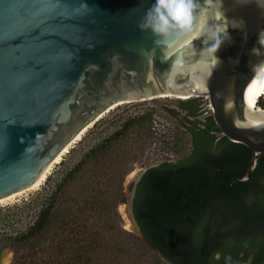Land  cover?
<instances>
[{"label":"water","instance_id":"water-1","mask_svg":"<svg viewBox=\"0 0 264 264\" xmlns=\"http://www.w3.org/2000/svg\"><path fill=\"white\" fill-rule=\"evenodd\" d=\"M153 3L0 0V198L38 179L111 106L163 94L207 96L222 134L252 150L233 182L251 179L264 152V108L250 107L264 82V73L254 78L264 7L207 0L190 34L167 48L139 27ZM130 212L142 238L131 198Z\"/></svg>","mask_w":264,"mask_h":264},{"label":"trees","instance_id":"trees-1","mask_svg":"<svg viewBox=\"0 0 264 264\" xmlns=\"http://www.w3.org/2000/svg\"><path fill=\"white\" fill-rule=\"evenodd\" d=\"M184 102L194 110H199L201 105L198 97ZM259 105L264 108V101L260 99ZM153 116L150 110L117 120H97L78 142L79 147L69 150V155L60 161V172L47 177L44 188L21 204L0 208V248L12 250L10 264H124L117 251L127 254V264H142L145 256L150 258L148 264H161V259L168 257L164 250H168L169 245L157 242L166 235L162 225L154 223L155 236H151L154 248H149L135 235L123 230L114 218L116 207L125 198L123 183L129 164L153 136ZM178 125L180 132L172 136L171 143L162 140L165 148L182 157L194 153L193 147L199 148L198 142H206V148L201 149L202 153L196 155L189 167L171 169L177 175L172 185L169 174L157 175L160 192L154 190L152 197L155 205L160 200L156 209L166 199L182 205L186 193L187 200L190 197L199 200L201 197L195 189V182L199 181L205 202L238 201L236 188H241V194L247 196L251 206L243 207L244 213L240 215L247 216L250 221L264 222V152L251 179L236 183L232 176H244L252 150L223 135L212 111L203 119H189ZM218 137H222L219 142ZM187 142L190 149L185 152ZM202 157L210 166L205 173L201 172ZM215 166L225 168L230 174L217 171L214 178L211 168ZM69 187L74 190H70L68 199L61 201L63 192ZM175 213L181 216L179 209ZM19 222L22 224L18 225ZM114 231L120 233L118 236L123 243L116 239ZM107 257L110 260L106 263Z\"/></svg>","mask_w":264,"mask_h":264},{"label":"flooded vegetation","instance_id":"flooded-vegetation-1","mask_svg":"<svg viewBox=\"0 0 264 264\" xmlns=\"http://www.w3.org/2000/svg\"><path fill=\"white\" fill-rule=\"evenodd\" d=\"M221 140L222 137H218L217 142ZM224 144L225 141H222V145ZM198 145L199 148L193 147L194 153L191 152L187 157H161L157 159L160 160L157 163L141 167L142 175L135 182L131 196V210L141 232L140 240L145 246L154 248L151 236H155L154 223H159L164 227L166 235L157 242L162 241L169 245V249L164 252L169 254L166 259L171 264H264V222L250 221L247 216L240 215L244 213V210H241L243 207L248 209L251 206L247 196L241 194V188H236L240 198L238 201L205 202L197 181L195 189L201 197L199 200L192 197L187 200L186 193L182 205L166 199L161 202L163 205L160 204L156 209L160 200L155 205L152 197L154 190L160 192V179L157 175L169 174L172 185L177 175L172 173L171 169L193 164L196 155L206 148V142H198ZM202 158L201 172L205 173L210 166L208 160ZM211 171L214 178L217 171L230 174L220 166L211 168ZM177 209L181 216H176Z\"/></svg>","mask_w":264,"mask_h":264},{"label":"rangeland","instance_id":"rangeland-1","mask_svg":"<svg viewBox=\"0 0 264 264\" xmlns=\"http://www.w3.org/2000/svg\"><path fill=\"white\" fill-rule=\"evenodd\" d=\"M197 98V97H192ZM200 99V108L199 110H194L193 107H189L188 99H180L176 96H168V97H157L153 99H144L140 101H134L130 103H122L119 105H116L114 108L110 109L109 111H105L102 116L99 119H112L117 120L118 118L127 117L129 115H136L141 114L147 111L152 110L154 113L153 116V124H152V132L153 136L152 138L148 139L147 142L144 144V147L142 150L138 151L139 154L132 163L129 164V170L125 176L123 188L125 191V198L122 202L118 204L116 207L117 213H114V218L116 221V224L125 230L126 232H129L133 235H135L140 240V235L137 232V227L135 223H133V219L130 212V198L132 196V192L135 187L136 178L132 176L134 172L141 171V167L148 164H154L157 163L160 160H157L161 157H172V155H177L179 153H175L172 149H167L163 146L162 140L172 142V136L175 134H179L180 128L179 123H183L186 120L194 119V118H205L208 114H211V110L209 109V101L207 96H200L198 97ZM264 101V98L261 99ZM261 108H263L261 105H259ZM98 119V120H99ZM93 126V125H92ZM92 126L90 128H92ZM114 126L111 127V130ZM88 128V130L90 129ZM86 130L84 134L81 136V138L87 133ZM78 139L76 142H74L70 149L72 148H78L79 144L78 142L81 140ZM186 149L185 152L189 151L190 149V143L187 142L185 145ZM68 152L65 153L61 160L66 158L68 156ZM157 160V161H156ZM62 169V165L60 162L55 163L50 172L48 173V176H56L58 172ZM138 173V172H137ZM138 173V174H139ZM47 176V177H48ZM138 176V175H137ZM46 179L43 181L42 184L31 188L29 190H26L15 197H12L4 202H0V208H7L11 207L15 204H21V202L27 198L32 197L36 193H38L42 188H44L47 184ZM130 177V178H129ZM130 181V182H129ZM70 190H74V187H69V189H65V191L62 194L61 201L63 199H68L70 197ZM129 215V216H128ZM22 223H18L20 225ZM116 226V225H115ZM134 226V230L130 227ZM120 234V233H119ZM119 234H116L114 231V236H116V239L119 238ZM120 242L123 243V239H120ZM8 252H11V258L10 263L13 257L12 250L8 247ZM119 258L123 261L124 264H127L129 262V259H127V254H123L121 252H118ZM149 256H145L142 258V264H148L150 262ZM110 260V257L106 258L107 261ZM9 263V264H10ZM161 264H171L166 259H161Z\"/></svg>","mask_w":264,"mask_h":264},{"label":"clouds","instance_id":"clouds-1","mask_svg":"<svg viewBox=\"0 0 264 264\" xmlns=\"http://www.w3.org/2000/svg\"><path fill=\"white\" fill-rule=\"evenodd\" d=\"M206 2L207 0H204L202 5L200 0H154L152 6L147 9L139 27L150 29L158 37L156 43L166 45L168 48L179 36L190 34L197 23L200 10ZM257 4L264 7V0H257ZM83 6L87 9L86 5ZM262 36H264V32L260 35V43ZM221 42L222 40L219 46ZM253 51L257 53V49H253ZM254 73V78L255 75L264 73V62L254 66Z\"/></svg>","mask_w":264,"mask_h":264},{"label":"bare ground","instance_id":"bare-ground-1","mask_svg":"<svg viewBox=\"0 0 264 264\" xmlns=\"http://www.w3.org/2000/svg\"><path fill=\"white\" fill-rule=\"evenodd\" d=\"M263 95H264V82H263V84H262L261 86H259L258 88H256V89L252 92V94L250 95V107H252V108H254V109H259V110H261L262 108L259 106V100L261 99V97H262ZM161 96H166V97H168V96H170V95L163 94V95H161ZM161 96H160V97H161ZM176 97H177V98H180V99H188V98H190L191 96H190V95H179V96H176ZM119 104H122V103L120 102V103H117V104L111 106V107L108 109V111H109L110 109L114 108L116 105H119ZM102 114H103V113H102ZM102 114L100 115V117L102 116ZM100 117H99V118H100ZM93 124H94V123L91 122L88 126H86L84 129H82V131L78 134V136H77L73 141H71V142H70V143H69V144H68V145L62 150V152L58 155V157L54 160V162H53V163L47 168V170H46V171H45V172H44V173H43L38 179H36V180H35L33 183H31L30 185H28V186H26V187H24V188H22V189H20V190H17V191H15V192H12V193H10V194H8V195H6V196L0 198V202H4V201H6V200H8V199H10V198H12V197H15L16 195H18V194H20V193H22V192H24V191H26V190H29V189H31V188H34V187H36V186L42 184L43 181H44V180L46 179V177L48 176V173L50 172L52 166H53L55 163H58V162L61 161L63 155L69 151L70 146H71L74 142H76V140L80 139L81 136L84 134V132H85L86 130H88V128H90ZM137 172L139 173V171H137ZM137 172H134V173L132 174V176L136 178L137 175H138ZM129 178H130V177H129ZM129 182H130V181H129ZM129 213L131 214V212H129ZM128 216H129V215H128ZM133 223H134V222H133ZM135 225H136V224H135ZM130 228H132L133 230L135 229L134 226H133V227H130ZM10 258H11V252L6 251V252L4 253V256L2 257L1 263H2V264H9V263H10Z\"/></svg>","mask_w":264,"mask_h":264},{"label":"built area","instance_id":"built-area-1","mask_svg":"<svg viewBox=\"0 0 264 264\" xmlns=\"http://www.w3.org/2000/svg\"><path fill=\"white\" fill-rule=\"evenodd\" d=\"M262 98H264V95L261 97V99H262ZM209 109L212 111V109H211L210 105H209Z\"/></svg>","mask_w":264,"mask_h":264}]
</instances>
